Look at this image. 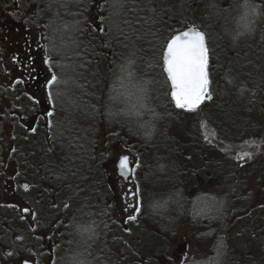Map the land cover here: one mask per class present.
<instances>
[{"label":"rangeland","instance_id":"rangeland-1","mask_svg":"<svg viewBox=\"0 0 264 264\" xmlns=\"http://www.w3.org/2000/svg\"><path fill=\"white\" fill-rule=\"evenodd\" d=\"M206 2L210 7L195 24L206 33L212 58L220 63H212L209 70L212 99L191 113L163 105L165 84L159 68L149 67L160 51V41L152 30L151 14L137 15L139 0H119L116 6L114 0H18L17 7L26 18L17 24L8 18L0 20V202L17 221H24L22 229L5 223L0 253L13 249L12 257L16 251L27 250L44 257L41 221L52 214V203L45 197L51 193L45 188L61 192L67 188L55 185L63 176L46 182L53 170L49 161L68 160L75 153L73 160L80 168L95 163L88 159L90 150H95L103 174L94 178L102 176L105 184L74 199L92 209L80 208L84 219L79 218L69 239L79 253L71 254L70 260L95 254L92 258L100 264H264V207H260L264 204V46L259 45L264 0ZM3 12L12 10L5 7ZM57 28L66 38L58 36ZM27 42L35 89L24 80L23 85L17 83L22 74L12 64L14 52L25 56ZM58 54L72 58L68 68L69 62L64 67ZM45 55L51 57V69L43 62ZM53 73L58 82L51 88L49 103L46 83ZM32 93L35 103L30 102ZM19 99L30 106H24L21 114L10 107V101L17 105ZM61 105L76 106L75 135L68 128L49 127L55 116L47 112L55 113ZM89 106L103 112L93 114L100 121L98 128L86 117ZM209 113L211 123L234 132L236 140L256 141L257 158L244 171L248 178L241 192L238 182L233 187L236 193L231 190L233 184L216 182L208 149H176V144L184 142L181 134L189 133L183 122H195L192 131L199 132L202 122L192 118ZM117 122L123 139L119 135L108 142L107 135ZM35 125L37 132L24 133ZM207 132L211 134L208 127ZM41 140L46 143L41 152L44 158L37 151ZM200 140L208 147L215 144L207 136L201 135ZM123 155L129 156L133 169L128 179L116 172V162ZM21 183L30 187L23 190ZM136 207L139 211H134ZM129 215L136 220H129ZM152 215L167 221L165 228H147L148 222L142 223ZM89 216L95 217V224ZM209 220L212 224L207 226ZM54 232L47 228V233L58 234ZM66 233L59 231L53 244L67 243ZM58 254L56 262L63 264L60 258L67 254Z\"/></svg>","mask_w":264,"mask_h":264},{"label":"trees","instance_id":"trees-1","mask_svg":"<svg viewBox=\"0 0 264 264\" xmlns=\"http://www.w3.org/2000/svg\"><path fill=\"white\" fill-rule=\"evenodd\" d=\"M138 1V0H137ZM150 5V6H147ZM210 5L207 4L206 0H139V5H138V11L139 13H137V15H140L142 13V11H145L147 13H150V18L152 20V30L155 31L157 38H159L158 40L160 41V51L158 53V55L155 58V61L151 64H149V67H152L154 70L156 68H159V73L162 77V80L165 84L166 87V93L162 95L163 100V105L166 107V109L169 110H177L173 107L170 99H169V86H168V82L165 78V75L162 72V68H161V52L166 39L168 37H170L172 34H174L176 31H178L179 29H183L187 26L190 25H195L198 29L202 30V27L198 24H195V20L196 18L200 17V15H202L205 10L207 12V8L209 9ZM134 9L130 10L133 11ZM211 10V9H210ZM1 11H3V5L0 4V13H2ZM213 11V10H211ZM147 16L145 15H141V19L145 20ZM264 17V15H263ZM58 29V28H57ZM83 31V30H82ZM203 31V30H202ZM153 32V31H152ZM56 33L59 34L61 33L60 30L58 29L56 31ZM84 33V32H83ZM62 37L66 38L65 34H63V32L61 33ZM144 39L147 38L146 36H142ZM260 46H264V27H263V35L260 38ZM207 46L209 49V70L211 69L212 63L215 62V64L219 65L220 62H216V60H213L212 55H211V50L209 47V43L207 40ZM56 53V52H55ZM212 58V61H211ZM58 60H60L62 62V64L64 65V67H66V64L69 62L67 68L70 66L72 58H70L69 54L68 55H63V54H58ZM106 63V62H105ZM214 64V65H215ZM66 68V69H67ZM63 69V68H61ZM213 69V66H212ZM60 70V69H59ZM20 95H23V92L20 91L19 92ZM3 97L2 94L0 95V98ZM24 98V97H23ZM18 104L15 105L10 101V107H14L20 114L22 112H24V106H26L28 109L30 108V106L25 105L24 102H21L23 100L19 99L17 100ZM202 105V104H201ZM100 106H104L103 104H100ZM163 107V106H162ZM78 109L80 110V108L78 107ZM89 113H91L89 115ZM97 114V113H102V110L100 108H94V107H90L88 109V114H86V117H91L90 118V122H93V120L96 123V128H98V124L100 121H98V116H94L93 114ZM106 116V114H104ZM103 115V117H105ZM209 115V117H208ZM202 114V116H197V117H193L192 121L195 119H198L199 122L201 123V129L199 132H195L196 130H194V132L192 131V125L195 123H191L189 125H186L183 121H180V123L183 122V126L184 129L186 131H189V133L186 134V132H183L181 134V136L184 139V142L176 144V149H181V148H185V147H189V146H195L198 148H205L208 149V156L207 158L209 159V161L213 162V168H214V174L216 173L215 179L217 180L216 182H223L224 184H233L231 185V190L233 192H235V190L233 189V187H236L237 182L239 184H243L245 178H248L247 174L244 172H248L247 168L249 169V165H252L251 162H254L253 160H255L257 157H255V155L257 154V146L255 145L256 141H248L247 139H238L236 140L235 136H234V132H226V130H222L221 128H218V126L214 123H211L212 120L211 118H213L211 116V114ZM1 116V115H0ZM55 119L51 122V125L49 127H55L56 129L61 130L62 127L64 128H68L69 130H71L72 133H74V135L76 134L75 132V117L77 116V109L76 106L74 105H67V106H60L59 108H57V110L54 113ZM211 117V118H210ZM171 122V119H170ZM202 124L204 126H202ZM25 125V123H24ZM191 125V126H190ZM34 128H36V125L33 126ZM207 127L211 130V134L207 132ZM74 129V130H73ZM45 130V129H44ZM43 130V131H44ZM29 131H31L30 129H26L25 130V134H29ZM121 131V126L120 124L117 122V127L112 129L111 133H109L107 135L106 140L108 142L111 141H116V139H118V137H122L121 139H123L124 135L120 134ZM37 132V128L36 131ZM34 133V132H33ZM55 134V133H54ZM53 134V136H54ZM99 134V133H98ZM120 135V136H119ZM189 135H190V139H189ZM202 136H207L208 137V141L213 140L215 141V144H213V146H206L204 143H200V138ZM188 136V138H187ZM13 137V135L11 136ZM31 137V136H30ZM131 135H129L126 140L130 139ZM199 137V138H198ZM217 138V139H216ZM243 138V137H241ZM187 141H186V140ZM215 139V140H214ZM56 142V140H55ZM62 143V142H61ZM68 143L70 146L72 147H78L74 141L71 142H66ZM38 145L39 147H37V151L39 152V155L41 156V152H43V149L45 148L46 143H43V141H38ZM200 145V147H199ZM35 146V145H34ZM83 146V144L81 143V147ZM195 147H193L192 149H194ZM260 149V147H259ZM80 150V147H79ZM91 152H89V156L88 159L91 161H95L94 164L90 165V164H82L79 165L81 166L80 168H78V166L74 163L73 159H76V155L75 153H73L70 156H67L69 159H59V160H50L49 162V166L50 168H53V170L50 172V174H52V176L49 178H46V182H48L51 178L55 177L56 175L58 176H63L62 180H59L55 183L56 186H59L60 189H63L65 186H67V188H64L62 191L63 192H69L67 193V196H63L61 195V197H64V200H68V201H72L80 196H82L83 194H78V195H71L70 193H74V192H80V193H90V191H93L92 189H94L96 187V185H101L105 184L104 179H102V176L100 177L99 175L95 176V174H103V171L101 170V164L97 161L96 157H94L95 154H97V152L95 150H90ZM244 153H251L252 154V158L248 159L246 156H244ZM49 158L50 157L49 154H47ZM44 155L41 156V158ZM243 157V158H241ZM203 159V157H202ZM205 159V157H204ZM238 161V163H236ZM43 162V160H42ZM48 165V164H47ZM228 166L230 167V173H227V168ZM249 166V167H248ZM233 170H232V169ZM93 170V173H92ZM61 174V175H60ZM208 175L210 176L211 173L208 172ZM41 176L43 177L44 175L41 174ZM40 176V177H41ZM48 179V180H47ZM45 183V181H44ZM244 189V185L241 186V190L240 192ZM45 191L50 192L52 195L56 191L55 189H53L51 187L50 190H48L47 188H45ZM236 193V192H235ZM233 193V194H235ZM1 197L0 196V201H1ZM48 200L50 201V197L49 195L45 196ZM86 199H88L89 197H85ZM80 208H88V211L92 209V206L90 207V205H87L85 203V205L83 204H79ZM0 236L2 235L1 233L6 229V225L5 223H9V226H14V227H18L17 229H22L24 228V221L23 220H19L17 221L16 216L13 215V212H11V210L9 208H7L5 205H2L0 202ZM3 208H7V210L3 209ZM84 212V211H81ZM8 216H12L11 218H9ZM147 223V228L151 227V228H156L161 226V228H165V226L167 225V221H163L162 218H160V216L158 215H152V216H147L142 223ZM136 224H141L140 221H138ZM212 223H208L207 226H210ZM212 230V228L209 229ZM212 232V231H211ZM153 257V256H151Z\"/></svg>","mask_w":264,"mask_h":264},{"label":"snow or ice","instance_id":"snow-or-ice-1","mask_svg":"<svg viewBox=\"0 0 264 264\" xmlns=\"http://www.w3.org/2000/svg\"><path fill=\"white\" fill-rule=\"evenodd\" d=\"M118 4L119 0H114V6ZM253 12H255L254 7ZM161 59V68L163 73L166 74L170 96L176 108L188 112H196L205 100L212 99L210 91L209 49L205 32L199 30L195 25L188 26L186 30L176 31L166 39ZM43 62L51 69V57L45 55ZM22 82L17 81V83ZM57 82L58 77L54 73L47 80L46 87L49 90V103L53 100L51 88ZM30 99L35 98L30 97ZM53 115V112H47V116ZM31 131L35 132L36 128H31ZM244 156L248 159L252 158L251 153H244ZM118 170L119 174L125 177L133 171L127 155L119 158ZM24 187L27 188V185H24ZM133 195H136V193H133ZM64 207L68 208L69 205L66 203ZM128 207L133 206L129 204ZM260 207H264V204H261ZM23 211L27 213L30 210L24 208ZM134 211H139V208H134ZM21 218L23 219V217ZM35 218L36 214L32 213V219L35 220ZM136 218L135 215H129L128 217L129 220H136ZM17 239H22V237H17ZM25 264H27V261Z\"/></svg>","mask_w":264,"mask_h":264},{"label":"flooded vegetation","instance_id":"flooded-vegetation-1","mask_svg":"<svg viewBox=\"0 0 264 264\" xmlns=\"http://www.w3.org/2000/svg\"><path fill=\"white\" fill-rule=\"evenodd\" d=\"M17 3H18V0H0V4L3 5V11L5 7H10L12 10V12L10 13H4L3 11H1L2 13H0V19L8 18V20L14 24H17L18 21L22 19L24 20L27 14L25 13V11H21V9H18ZM24 38L27 39L26 37ZM23 50H24L25 56H22V52H19V50L13 53L12 64L15 70L21 71L22 76L25 77L23 78L21 76L22 81L23 80L26 81L27 84L31 86V88L34 87L35 89L36 85H34L32 82V79H33L32 70H31L32 66L30 63L31 53L29 51L28 42H27V46ZM32 97L35 98V94L32 93ZM33 100H36V99H33ZM67 193L69 192L58 191V192L53 193L52 195H49L50 202L52 203V207H51L52 214L51 215L46 214L47 215L46 219L48 217L47 221L46 219L45 220L43 219L41 221V227L43 229L42 231H44L45 229V231L42 233L41 238H40L42 239V241H44L43 251H41V253L44 254V257L42 259L37 258L36 255L34 256L31 255L34 253L33 251H30V253H28L27 250H24L23 252L16 251V255L9 257L10 256L9 253L13 254V249H5V253H0V264H25L26 261H27V264H58L56 262V260L58 259L57 257L58 253H59L58 254L59 256L67 254V256H64V257L62 256L63 258L62 257L60 258L63 261V264H72V263L73 264H81V263L84 264L85 261H92L94 263L96 262L99 263V261H96L95 259H93L95 258V254L91 256L88 255L87 258L82 257V259L79 258L74 261L69 259V256H72V255L75 256L76 253H79V250H76L74 247L70 245L71 240L69 239L71 238V235L74 234L73 231L77 229L76 227H73V226L78 225L79 218L80 220L84 219V216H81L83 212H81L79 204L74 202V200L68 201V200H64L63 199L64 197H61V195L67 196ZM70 194L78 195V194H84V193L74 192ZM66 203L69 205L68 208L64 207ZM89 218H90L91 223L95 224V220H94L95 217L93 218L89 216ZM47 228H49L50 231H53V232L55 231L58 234L53 235V234L47 233ZM83 229H85V226ZM59 231H66L67 233L66 235H64V239L68 240L67 242L68 244L67 243L61 244L59 245L60 248L58 247V245L53 244L54 243L53 240H56L58 238L57 235H59ZM46 259H49L50 263L46 262L45 261ZM103 264H108V263L104 262Z\"/></svg>","mask_w":264,"mask_h":264},{"label":"water","instance_id":"water-1","mask_svg":"<svg viewBox=\"0 0 264 264\" xmlns=\"http://www.w3.org/2000/svg\"><path fill=\"white\" fill-rule=\"evenodd\" d=\"M182 30H186V28H184V29H182ZM164 74H165V73H164ZM165 76H166V74H165ZM169 98H170V100H171L173 106L176 108L175 103H174V102L172 101V99H171L170 92H169ZM128 157H129V156H128ZM119 158H120V157H119ZM118 162H119V160L116 162V167H117V171H116V172H117V174H118L120 177L124 178V179H128L129 176H130V174H131V172L128 173L126 177H125V176H121V175L119 174V170H118ZM129 162H131L130 159H129ZM130 196H132V195L130 194Z\"/></svg>","mask_w":264,"mask_h":264},{"label":"bare ground","instance_id":"bare-ground-1","mask_svg":"<svg viewBox=\"0 0 264 264\" xmlns=\"http://www.w3.org/2000/svg\"><path fill=\"white\" fill-rule=\"evenodd\" d=\"M209 222L212 223V220H209ZM209 222H208V223H209ZM216 231H217V230H216Z\"/></svg>","mask_w":264,"mask_h":264}]
</instances>
